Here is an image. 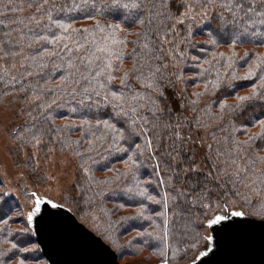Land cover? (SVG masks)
<instances>
[{
    "label": "trees",
    "instance_id": "1",
    "mask_svg": "<svg viewBox=\"0 0 264 264\" xmlns=\"http://www.w3.org/2000/svg\"><path fill=\"white\" fill-rule=\"evenodd\" d=\"M14 92L26 144L74 157L68 210H100L118 257L188 264L234 199L264 221V0H0ZM0 264H48L1 183Z\"/></svg>",
    "mask_w": 264,
    "mask_h": 264
},
{
    "label": "rangeland",
    "instance_id": "2",
    "mask_svg": "<svg viewBox=\"0 0 264 264\" xmlns=\"http://www.w3.org/2000/svg\"><path fill=\"white\" fill-rule=\"evenodd\" d=\"M20 97L21 94L18 92L0 95V183L5 195L18 203L25 222L32 224L33 217L37 213V201L70 210L73 208L71 200L79 196L75 189L78 170L73 156L44 145L40 138L34 137L31 145L26 144V139L31 132L29 129L18 131V128L26 119L22 111L28 106L23 101L19 102ZM35 100L31 98V102ZM198 167L197 164L196 168ZM100 212L98 209L87 211L81 213L76 219L86 229L93 231V234L100 233L98 227H109L107 218L104 219ZM233 213L238 218L246 217L239 210V202L236 199L230 201L227 210L219 205L215 207L212 215L207 218V225L205 224L202 229L201 242L204 246L201 250L206 249V241L212 243L209 229L211 223L218 219L231 218ZM255 218L260 219V216L256 215ZM129 237L120 239L122 245L127 243ZM207 252L203 251L195 260L190 258L185 263L192 261L188 264H194ZM132 254L134 251L131 256L118 257L116 255L117 260L120 264H176L167 260L166 257L155 258L151 253L142 249H137L135 254Z\"/></svg>",
    "mask_w": 264,
    "mask_h": 264
},
{
    "label": "water",
    "instance_id": "3",
    "mask_svg": "<svg viewBox=\"0 0 264 264\" xmlns=\"http://www.w3.org/2000/svg\"><path fill=\"white\" fill-rule=\"evenodd\" d=\"M232 215L211 223V247L194 264H264V221ZM31 226L48 264H120L66 208L37 201Z\"/></svg>",
    "mask_w": 264,
    "mask_h": 264
}]
</instances>
